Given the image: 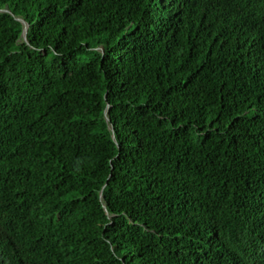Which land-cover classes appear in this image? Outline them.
Instances as JSON below:
<instances>
[{
    "label": "trees",
    "instance_id": "16d2710c",
    "mask_svg": "<svg viewBox=\"0 0 264 264\" xmlns=\"http://www.w3.org/2000/svg\"><path fill=\"white\" fill-rule=\"evenodd\" d=\"M0 264H264V0H0Z\"/></svg>",
    "mask_w": 264,
    "mask_h": 264
},
{
    "label": "water",
    "instance_id": "95a60500",
    "mask_svg": "<svg viewBox=\"0 0 264 264\" xmlns=\"http://www.w3.org/2000/svg\"><path fill=\"white\" fill-rule=\"evenodd\" d=\"M25 31H26V27H25L24 32H23V38H26Z\"/></svg>",
    "mask_w": 264,
    "mask_h": 264
}]
</instances>
